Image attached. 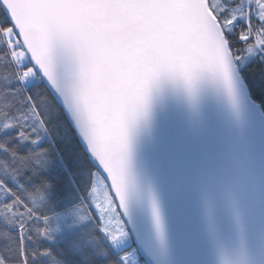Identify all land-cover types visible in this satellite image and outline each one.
Wrapping results in <instances>:
<instances>
[{
	"label": "snow or ice",
	"instance_id": "1",
	"mask_svg": "<svg viewBox=\"0 0 264 264\" xmlns=\"http://www.w3.org/2000/svg\"><path fill=\"white\" fill-rule=\"evenodd\" d=\"M0 264H264V0H0Z\"/></svg>",
	"mask_w": 264,
	"mask_h": 264
}]
</instances>
